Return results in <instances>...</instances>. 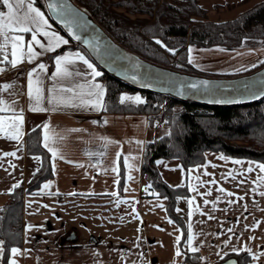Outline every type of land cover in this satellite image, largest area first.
<instances>
[{"label": "crops", "instance_id": "0c3cea01", "mask_svg": "<svg viewBox=\"0 0 264 264\" xmlns=\"http://www.w3.org/2000/svg\"><path fill=\"white\" fill-rule=\"evenodd\" d=\"M33 6L39 8L48 21L42 31H47L49 37L54 33L68 41L59 47L68 45L69 39L44 10L35 1ZM0 11L6 9L1 6ZM22 35L26 50L31 34ZM49 37L38 34L37 38L47 47ZM33 46L42 55L31 63L25 59L15 68L0 63V69H3L0 71V89L9 74H13L12 81L17 87L12 93L4 92L7 96L0 99V108H6V111L0 112V116L11 117L20 114L21 110L24 116L20 140L7 139L5 133L0 132V207L8 201L14 186L25 187L41 166V156L27 152L25 146L26 134L36 127L40 128L41 145L49 153L51 175L41 180L34 190L24 193L21 243L8 248L6 259L3 243L0 264H10L13 259L17 264H213L231 256H235L239 264H264V255H259L264 253V196L260 195L264 192V184L260 182L264 173L256 167L264 161L208 150L202 162L187 168L175 158H172L176 160L175 164H165V167H173L171 173L177 178L175 182L165 175L163 178L170 185L185 184L188 189L187 195L176 198V210L186 222L183 249V230L168 212L167 196L149 193L151 189L144 185L141 176L144 145L153 136L148 114L97 110L88 102L87 92L90 84L102 85L104 103L105 80L101 75L93 79L92 70L75 54L79 53L102 74L99 67L76 47L66 48L48 58L52 51ZM189 49H192L191 53ZM6 51L11 59L10 44ZM58 56L69 57L71 63L67 66L73 73L59 83L50 79L56 72ZM190 57L191 64L198 70L233 75L263 61L264 44L230 48L191 43L187 45L188 60ZM0 59H3V53ZM40 63L47 69L41 75L45 96L53 86L83 85L82 89H76L80 95L66 105L60 104L56 110L31 111L32 102L27 95L28 73ZM64 95L66 98L71 96ZM44 107L52 108L47 100ZM45 124L51 132L44 129ZM71 129L82 131L70 132ZM46 133L53 138L48 143L61 153L60 156L53 158L44 146ZM4 153H15V156ZM117 153H120L119 159ZM161 159L156 161L158 167ZM237 160L241 163H233ZM249 166L253 168L252 172L247 171ZM113 167L118 171L113 172ZM45 184L50 187L45 189ZM221 188L223 192L219 191ZM209 191L211 195H204ZM113 192L117 195H111ZM228 192L233 195L228 196ZM190 199L193 200L191 206L187 203ZM204 200L210 203L205 205ZM189 235L191 247L198 249L196 252L190 250ZM0 240L3 241L1 237ZM13 247L21 250L14 257L10 251ZM233 248L240 249V256L247 255L249 259L241 262ZM245 248H250L251 253L244 251ZM177 250L181 255H176ZM186 251L193 253L197 260L191 257L187 262ZM254 255H259V259H254Z\"/></svg>", "mask_w": 264, "mask_h": 264}, {"label": "trees", "instance_id": "16d2710c", "mask_svg": "<svg viewBox=\"0 0 264 264\" xmlns=\"http://www.w3.org/2000/svg\"><path fill=\"white\" fill-rule=\"evenodd\" d=\"M34 1L47 14L42 0ZM73 1L90 13L109 35L128 49L149 61L184 72L224 76L198 70L189 63L188 44L237 46L264 42V0H257L237 16L223 20L208 19V8L200 0ZM215 6L218 7V4ZM157 40L161 43H156ZM69 42L68 45L49 53L47 57L52 58L66 48L76 47L90 58L79 45L71 40ZM169 49L174 50V54ZM169 56L173 60L168 59ZM263 64L260 63L259 66ZM101 78L105 80V110L144 112L149 117L160 107L161 101L165 102L167 110L174 105L180 106L178 111L169 113L171 122L161 123L167 126V130L145 142L141 176L144 185L150 186L151 193L167 196L168 212L183 230L181 244L185 249L186 222L176 210V198L187 195L188 189L185 184L170 185L162 177L156 161L160 158H177L187 168L202 162L205 151L208 150L264 161V98L242 105L210 106L140 91L104 71ZM124 92H139L145 97L144 101L139 104L131 101L122 104L120 99ZM25 146L27 152L41 156V166L32 180L25 187H16L8 201L0 207V237L5 245L4 259L10 246L21 243L24 193L31 192L41 180L51 175L49 153L41 145L39 127L26 134ZM193 255L186 251L185 260H197ZM235 255L241 262L249 259L247 255Z\"/></svg>", "mask_w": 264, "mask_h": 264}, {"label": "water", "instance_id": "95a60500", "mask_svg": "<svg viewBox=\"0 0 264 264\" xmlns=\"http://www.w3.org/2000/svg\"><path fill=\"white\" fill-rule=\"evenodd\" d=\"M42 2L49 19L69 40L79 45L102 71L134 89L210 106L242 105L264 98V64L231 76L180 71L149 61L128 49L73 0ZM49 3L56 7L49 9ZM201 81H206L207 85L201 84ZM193 84L198 87H191ZM231 262L239 264L235 256L213 264Z\"/></svg>", "mask_w": 264, "mask_h": 264}, {"label": "snow or ice", "instance_id": "6c2138e0", "mask_svg": "<svg viewBox=\"0 0 264 264\" xmlns=\"http://www.w3.org/2000/svg\"><path fill=\"white\" fill-rule=\"evenodd\" d=\"M34 0H0V6H2L6 11H0V53H3V59H0V63H8L13 68L17 67L19 63H23L25 59L29 63H31L33 60H35L39 55H42L41 52H37L34 49L33 45L38 46L40 49H43L45 51H54L56 47H59L61 43L67 44L68 41L62 39L59 36H56L54 33L51 37H49V33L47 31H42V28L47 26L48 21L45 19L44 13L41 12V10L37 7L33 6ZM56 5L49 3L48 8L54 9ZM19 33V34H18ZM23 33H30L31 34V41H29L26 45L25 50V42H24V35ZM38 34H42L45 37H49V43L46 47L44 43H42L37 37ZM76 39H80L79 36L75 37ZM54 41V43H53ZM156 43L160 44L161 42L159 40L156 41ZM9 44L11 45V59H9V53L6 51V49L9 47ZM163 46V45H162ZM169 51L174 50L169 49ZM221 51H224L221 49ZM189 52H192V49H189ZM76 57L83 61L84 64L87 65L89 69L92 70L91 75L93 79L95 77H98L101 75L99 71H96L93 64L89 63L88 60H86L83 56H80L79 53L75 54ZM56 63V72L50 77L53 81L59 83L60 80L70 78L73 73L69 70V65L71 63L68 56H58L55 59ZM189 63H192L191 57L189 58ZM261 63H264V61H261ZM255 66V65H254ZM37 69H39V72H37ZM0 71H3V69H0ZM47 69L46 66L43 63H40L37 65V68L32 69L28 73V85H27V95L29 97V100L32 102L30 105L31 111H48V110H56L57 106L60 104H68L71 99H75L77 95H80L76 89H82L83 85H72V86H61L60 88H56L53 86L52 88H49L48 95L45 96V89L43 87V80L41 79V75L46 73ZM35 76V80L33 77ZM134 79V78H133ZM201 84L207 85L206 81H201ZM5 89L9 87V85L3 86ZM191 87L195 88L198 87V85L193 84ZM65 93L71 94L70 97L66 98ZM88 97H90V100L88 101L94 108L97 110L104 109L105 105L103 103V97H104V88L102 85L98 83H93L89 85V89L87 92ZM45 100H47V104L51 105L52 108H46L44 107ZM127 101H132L137 104L142 103L141 97L139 96H122L120 99V102L123 104ZM2 103V102H0ZM6 111V108H0V112ZM94 123H96L94 121ZM107 123V121H105ZM23 124H24V116L22 114V110L20 114L13 115L11 117L6 116H0V132L5 133V138L11 139V140H20L23 136ZM44 129H47L49 132L52 130L49 128L47 124H45ZM70 132H79L82 131L81 129H71ZM53 138L49 135H45V144L44 146L48 148V150L52 153L53 158L58 157L61 155V153L53 147L50 143H48L49 140H52ZM106 143H115L114 141H106ZM5 156L11 155L15 156V153H4ZM120 153H117V159H119ZM221 159H225L224 157H220ZM38 159V158H37ZM233 163H241V161H233ZM125 164H127V158H125ZM256 167L259 168L261 173H264V164H258ZM39 171V169L37 170ZM113 172H117L118 169L116 167H113ZM248 172H252L253 168L249 166L247 168ZM205 175H208V173H205ZM231 175V174H229ZM235 177H233L234 179ZM131 179V177H129ZM213 183L215 181H212ZM260 182L264 184V177H260ZM14 187H19V184L15 185ZM50 187V184H45L44 188L47 189ZM150 187V186H149ZM195 191V189H192ZM147 191V189H145ZM219 191L223 192L224 189L221 188ZM111 195H117V193L113 192ZM204 195H211V192H207ZM228 196H232L233 193L228 192ZM261 196H264V192L260 193ZM239 199H243V197H240ZM119 203V201L117 202ZM187 203L191 206L193 204V200H188ZM203 203L207 205L210 203L208 200H204ZM229 203H232V201H229ZM162 207V205H160ZM47 207V205H45ZM246 208V206H245ZM179 211V210H178ZM203 214V213H202ZM189 217H191L192 212L190 211L188 213ZM209 219H213L212 216L208 217ZM171 223V221H169ZM31 227V226H29ZM189 228H191V225H189ZM229 231H232L229 229ZM254 239V238H250ZM180 237H177V242H179ZM3 241L0 240V254L3 253ZM188 244L190 247V250L193 252L198 251L197 248H192V237L189 235L188 237ZM246 252L251 253L250 248L243 249ZM11 255L17 256L20 254L21 250L18 248H11ZM233 252H239L240 249L233 248ZM176 255H181L180 251L177 250ZM259 255H264V253H260ZM259 255H254V259H259ZM10 264H17L16 260H11ZM231 264H234V262H231Z\"/></svg>", "mask_w": 264, "mask_h": 264}, {"label": "rangeland", "instance_id": "374dc122", "mask_svg": "<svg viewBox=\"0 0 264 264\" xmlns=\"http://www.w3.org/2000/svg\"><path fill=\"white\" fill-rule=\"evenodd\" d=\"M257 0H200V2L208 8V12H207V18L211 19V20H223V19H228V18H233L235 16H237L238 14H240L241 12L245 11L246 9L250 8L254 2H256ZM259 1V0H258ZM218 4V7H216L215 5ZM131 17H134V15H131ZM137 17H142V16H137ZM259 44H264V42H260V43H246V44H242V45H237L236 47H255V45H259ZM230 48H235V46H229ZM168 59L173 60V58H171L170 56L168 57ZM264 61V60H263ZM261 63V62H260ZM259 63V64H260ZM259 64H257L256 66H259ZM255 66V67H256ZM243 73V72H242ZM239 74V73H238ZM235 75V74H233ZM224 76H230V75H224ZM7 77H9V79H7V81H4V85H9V87L7 89H5L3 86L0 89V99L2 97L7 96V94L14 92L17 87L16 84L13 83L12 79H13V74H9ZM4 92H6L7 94H4ZM125 94L121 95L122 96H139L141 97V100L144 101V96L139 93V92H132V93H127L124 92ZM17 95V94H15ZM132 102V101H131ZM161 105L160 107L155 111L156 114H151L149 117L151 123H153V137L155 136H160L162 135L166 130H167V126L162 125L161 123H168L171 122L170 118H172L170 116V118L168 117L172 112L178 111L180 109L179 105H174L172 107V109H166V105L164 101L159 102ZM167 110V111H166ZM161 113V114H159ZM164 113V114H163ZM160 115V116H157ZM154 119V120H153ZM157 125H159L160 127H156ZM171 125V124H169ZM177 159V158H175ZM169 158H162L161 161L159 162V167L158 169L161 170V172H163V174L161 173V175H165L167 176V178L171 181V182H175L177 177H174V174L171 173L173 167L171 168V166H167L165 167V164L170 163V164H175L176 160ZM162 176V177H163Z\"/></svg>", "mask_w": 264, "mask_h": 264}]
</instances>
